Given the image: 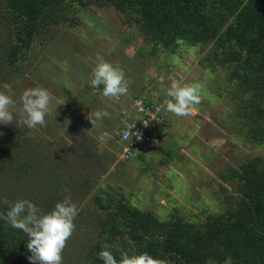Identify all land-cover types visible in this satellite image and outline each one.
I'll return each instance as SVG.
<instances>
[{
    "label": "rangeland",
    "instance_id": "rangeland-1",
    "mask_svg": "<svg viewBox=\"0 0 264 264\" xmlns=\"http://www.w3.org/2000/svg\"><path fill=\"white\" fill-rule=\"evenodd\" d=\"M76 19V25L54 27L53 34L17 54L13 63V31L6 20L0 21V90L4 83L11 86L17 108L12 124H0V148L6 149L10 165L4 167L7 172L0 169V190L14 194L7 185L13 187L12 173L21 160L39 163L48 177L66 176L78 208L66 246L96 235L94 222L103 212L95 198L101 195L120 196L163 220L180 216L196 223L234 204L239 195L230 168L264 157V145L237 130L226 72L202 65L209 46L155 48L139 26L113 8L93 5L80 9ZM98 55L124 73L133 97L153 92L170 100L167 89L176 82L198 86L201 101L189 116L166 108L156 147L123 163L103 133L118 128L119 104L129 98L119 102L104 97L102 85H90ZM37 86L46 88L52 99L45 125L29 129L19 122L20 98L25 89ZM98 110L109 115L95 120Z\"/></svg>",
    "mask_w": 264,
    "mask_h": 264
},
{
    "label": "trees",
    "instance_id": "trees-1",
    "mask_svg": "<svg viewBox=\"0 0 264 264\" xmlns=\"http://www.w3.org/2000/svg\"><path fill=\"white\" fill-rule=\"evenodd\" d=\"M93 5L124 15L155 48L209 46L202 65L226 72L225 90L235 102L237 130L246 140L264 145V0H0V21L6 20L13 31L10 62L54 27L76 25V13ZM111 143L119 149L115 139ZM4 167L10 165L6 149L0 148V169L7 172ZM230 170L239 196L201 223L180 216L163 220L117 195L96 197L103 212L94 222L96 235L65 245L62 264H103L98 253L105 245L117 259L123 250L148 252L160 264H224L227 257L232 264H264V157ZM12 174L13 187L7 188L15 189L14 194L6 196L1 188L0 212L19 198L50 211L73 187L66 176L48 177L31 161L21 160ZM27 239L22 230L0 220V264H33Z\"/></svg>",
    "mask_w": 264,
    "mask_h": 264
},
{
    "label": "clouds",
    "instance_id": "clouds-1",
    "mask_svg": "<svg viewBox=\"0 0 264 264\" xmlns=\"http://www.w3.org/2000/svg\"><path fill=\"white\" fill-rule=\"evenodd\" d=\"M90 85L97 89L102 85V95L111 99L118 98L128 91L124 73L99 55ZM3 89L0 90V124L8 125L13 123L17 108L16 101L12 98L11 86L4 83ZM167 96L172 99L166 102V108L177 116L191 115L193 105L201 101L198 86L190 84L180 85L174 82L167 89ZM51 99V94L46 88L37 86L25 89L20 98L19 122L29 129L45 125ZM108 115L106 110L93 113L95 120H103ZM7 203V211L0 212V220L27 235V248L31 252L29 261L33 264H62V251L75 230L74 219L78 214L77 205L72 202L71 196L66 195L47 212L26 198ZM98 256L103 264H160L148 252L130 254L121 250L120 258L117 259L108 245L101 249ZM209 264L215 262L210 260ZM224 264H232L231 257H227Z\"/></svg>",
    "mask_w": 264,
    "mask_h": 264
},
{
    "label": "built area",
    "instance_id": "built-area-1",
    "mask_svg": "<svg viewBox=\"0 0 264 264\" xmlns=\"http://www.w3.org/2000/svg\"><path fill=\"white\" fill-rule=\"evenodd\" d=\"M120 104L118 128L104 132V139H115L119 149L118 157L123 163L131 162L156 146L159 134L166 123V102L158 93L150 92L141 97H132L130 90L115 98ZM123 106V107H122Z\"/></svg>",
    "mask_w": 264,
    "mask_h": 264
},
{
    "label": "crops",
    "instance_id": "crops-1",
    "mask_svg": "<svg viewBox=\"0 0 264 264\" xmlns=\"http://www.w3.org/2000/svg\"><path fill=\"white\" fill-rule=\"evenodd\" d=\"M124 108H125V107H123L122 109H124ZM122 109H121V110H122ZM121 110H119L118 113H120Z\"/></svg>",
    "mask_w": 264,
    "mask_h": 264
}]
</instances>
